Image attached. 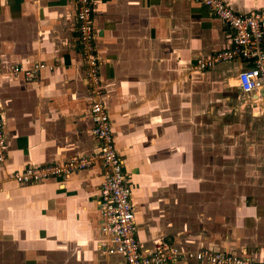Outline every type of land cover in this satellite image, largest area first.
Wrapping results in <instances>:
<instances>
[{"label":"crops","instance_id":"1","mask_svg":"<svg viewBox=\"0 0 264 264\" xmlns=\"http://www.w3.org/2000/svg\"><path fill=\"white\" fill-rule=\"evenodd\" d=\"M224 1L238 13L264 7V0ZM91 3L101 99L140 248L162 237L180 249H224L264 261V153L255 146L264 144V92L243 95L236 86L246 63L196 66L229 47L230 28L196 0ZM76 37L71 0H0V264H123L99 247L106 236L99 230L97 163L40 183L9 177L25 165L97 149ZM35 62L52 68L29 81L10 71ZM230 130L252 145L233 156L259 161L255 178L242 186L233 177L206 179L209 170L224 172L217 144ZM241 189L249 194L240 196Z\"/></svg>","mask_w":264,"mask_h":264},{"label":"built area","instance_id":"2","mask_svg":"<svg viewBox=\"0 0 264 264\" xmlns=\"http://www.w3.org/2000/svg\"><path fill=\"white\" fill-rule=\"evenodd\" d=\"M81 64L92 100L88 109L90 131L97 141L96 151L82 156L43 165H25L9 177L17 184L40 183L48 178H67L73 173L95 163L101 170L98 185L97 210L100 214L99 230L105 234L99 247L108 255H120L123 264H169L179 260H194L203 264H264L245 254L224 249H180L169 240L159 237L152 240L151 249H141L135 236L134 212L130 189L118 152L114 145L111 120L101 99L99 59L95 49L93 8L91 0H71ZM231 30L228 48L216 51L205 60L197 61L198 69H206L223 61L246 63L235 74V84L241 94L264 92V7L247 13H238L224 0H196ZM51 70V65L32 63L27 68L11 67L13 75L24 80L38 77L41 69ZM261 99V97H257ZM4 116L0 102V163L4 160Z\"/></svg>","mask_w":264,"mask_h":264},{"label":"rangeland","instance_id":"3","mask_svg":"<svg viewBox=\"0 0 264 264\" xmlns=\"http://www.w3.org/2000/svg\"><path fill=\"white\" fill-rule=\"evenodd\" d=\"M229 131V130H228ZM228 134V135H227ZM236 135V134H235ZM240 139V141L238 140ZM241 139H244L243 135L237 136L236 139L233 138V134L230 130V132H225V135L219 140L217 144V148L219 152L223 153L224 155V172L222 175L215 176L214 172L212 173L211 170H209V174L206 177L207 180L215 181L214 177H218V179L223 176L224 179L221 180L224 183H230L233 180L237 181L240 186H242V183H247L248 181H251L253 178H255L254 173V167L259 162L256 160L257 163L255 165L253 164L252 160H248L246 158H238L237 156H233L235 152L239 151H247L248 149V143H245ZM257 154L264 153V144H255ZM252 145L249 147L248 151H251ZM214 144H207V150L211 151L214 150ZM209 161V160H208ZM208 166V165H207ZM209 167V166H208ZM234 168V169H233ZM235 170V174L234 173ZM240 196H247L249 192L247 190L241 189L240 192H238Z\"/></svg>","mask_w":264,"mask_h":264}]
</instances>
